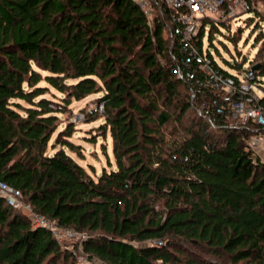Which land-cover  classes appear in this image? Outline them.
I'll return each mask as SVG.
<instances>
[{"label": "trees", "instance_id": "obj_1", "mask_svg": "<svg viewBox=\"0 0 264 264\" xmlns=\"http://www.w3.org/2000/svg\"><path fill=\"white\" fill-rule=\"evenodd\" d=\"M152 5L147 14L133 0H0V181L87 235L61 244L0 196V264H264V162L251 145L264 127L232 128L201 72L200 84L176 75L178 11ZM227 22L202 18L193 42L236 76L204 52L208 24L212 43ZM255 39V58L230 65L241 73L249 61L264 111V34ZM96 93L103 111H81L104 121L115 167L95 179L73 156L85 157L76 123L61 128L59 115Z\"/></svg>", "mask_w": 264, "mask_h": 264}, {"label": "built area", "instance_id": "obj_2", "mask_svg": "<svg viewBox=\"0 0 264 264\" xmlns=\"http://www.w3.org/2000/svg\"><path fill=\"white\" fill-rule=\"evenodd\" d=\"M139 6L143 7L147 14L151 13V8L158 0H133ZM167 7L177 10L178 13L173 17L176 22L175 29L171 36L179 37L180 50L184 58L178 61L174 68L176 75L183 80H196L197 71L201 72L205 78V84L212 90L217 91L218 100L224 106H217V113L223 114L230 119L232 128L238 129L248 122H254L258 126L264 127V111L258 104V95L256 86L251 82L253 71L245 75H228L215 69L212 59L205 53H201L194 44V36L197 34L201 19L212 17L216 21L237 19L240 12H249L254 10V0H159ZM217 16V17H216ZM195 66V67H194ZM217 99L213 100L217 103ZM103 109V106H100ZM226 113V114H225ZM200 115L209 118V122L215 125L217 118L211 116L209 111L200 108ZM83 116V115H82ZM251 145L257 150L264 162V134L256 136L251 140ZM0 196L4 197L8 203L15 209H32L30 204L22 200V192L19 189L10 187L3 181H0ZM30 219L33 226L44 227L52 231L59 243H64L68 239L80 240L87 238L85 233L81 234L72 229H61L53 221L48 220L33 211Z\"/></svg>", "mask_w": 264, "mask_h": 264}, {"label": "rangeland", "instance_id": "obj_3", "mask_svg": "<svg viewBox=\"0 0 264 264\" xmlns=\"http://www.w3.org/2000/svg\"><path fill=\"white\" fill-rule=\"evenodd\" d=\"M264 0H256L255 7L258 9L257 16L253 12H240L237 19H229L224 25H219V30L214 32L213 42H210L209 31L211 25L206 27L205 39H204V52L209 50L213 54L216 62L222 69H227L234 75H245V71L249 66V61L244 63L245 69L241 73L231 67V63L235 60L241 61L240 53L244 57L254 59L257 50L262 46L261 43H255L256 37L260 34H264ZM259 12V15H258ZM217 17V16H216ZM248 18H253L248 20ZM239 29V30H238ZM238 30V33L242 34L241 41L236 44L232 41L229 35ZM240 36L237 35V38ZM55 92V91H54ZM52 94V93H51ZM51 94H47L46 98H52ZM58 95H60L58 93ZM102 93H96L79 102H74L70 107V112L60 114V118L63 122L61 128H64L68 123V119L71 117L72 121L76 123V132L73 135V141L82 146V153L85 157L79 158L77 154H73L74 158L82 164L86 170L96 179L103 168L110 170L109 161L115 167L114 154L112 153V139L111 137L105 139L100 135L99 126L104 122L101 119L95 122L85 121V113L81 110L88 107L91 109H101V105L97 103L96 98L100 97ZM55 100V99H54ZM57 100V99H56ZM83 115V116H82ZM104 144L107 146V150H104ZM27 204V203H26ZM25 209V208H24ZM27 213L31 217L33 210L27 208ZM68 238L64 241L66 242ZM81 260L85 262L84 258ZM86 264V263H85Z\"/></svg>", "mask_w": 264, "mask_h": 264}, {"label": "water", "instance_id": "obj_4", "mask_svg": "<svg viewBox=\"0 0 264 264\" xmlns=\"http://www.w3.org/2000/svg\"><path fill=\"white\" fill-rule=\"evenodd\" d=\"M253 69H255V68H253Z\"/></svg>", "mask_w": 264, "mask_h": 264}]
</instances>
